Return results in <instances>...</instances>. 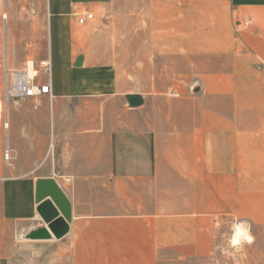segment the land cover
<instances>
[{"label": "crops", "instance_id": "obj_1", "mask_svg": "<svg viewBox=\"0 0 264 264\" xmlns=\"http://www.w3.org/2000/svg\"><path fill=\"white\" fill-rule=\"evenodd\" d=\"M47 14L50 96L6 97L0 65V264L54 238L41 181L70 206L59 264L208 257L215 226L264 198V0H48Z\"/></svg>", "mask_w": 264, "mask_h": 264}, {"label": "rangeland", "instance_id": "obj_2", "mask_svg": "<svg viewBox=\"0 0 264 264\" xmlns=\"http://www.w3.org/2000/svg\"><path fill=\"white\" fill-rule=\"evenodd\" d=\"M48 0H0V65L11 70H22L26 62L38 61L47 56L50 33L48 30ZM6 12L7 19H2ZM8 31L12 32L10 38ZM11 43V53L9 45ZM260 68L264 69L263 56H257ZM121 75V72H116ZM264 70L259 71V78ZM195 92L199 88H195ZM238 221L227 220L215 226L212 250L208 257L191 261L163 262L161 264H264V198L257 200L256 208L247 209ZM219 221H221L219 219ZM245 223L249 226L251 243L242 240L231 243L234 225ZM13 264H59L57 241L33 242L18 248Z\"/></svg>", "mask_w": 264, "mask_h": 264}, {"label": "built area", "instance_id": "obj_3", "mask_svg": "<svg viewBox=\"0 0 264 264\" xmlns=\"http://www.w3.org/2000/svg\"><path fill=\"white\" fill-rule=\"evenodd\" d=\"M75 22L79 26H83L94 19L91 12L79 10L73 14ZM2 19H7V14H2ZM50 69V63L47 59L39 60L38 62H28L25 69L18 71H10L5 69L6 80V97L10 96L15 99H30L38 105L40 98L50 96L49 86L47 83H42L39 79L42 76H47ZM7 128V124H3ZM8 150L4 151V159L8 160Z\"/></svg>", "mask_w": 264, "mask_h": 264}, {"label": "water", "instance_id": "obj_4", "mask_svg": "<svg viewBox=\"0 0 264 264\" xmlns=\"http://www.w3.org/2000/svg\"><path fill=\"white\" fill-rule=\"evenodd\" d=\"M129 104L131 107H138L141 105V101L139 98L134 97ZM47 197L50 201L41 203L37 208V212L47 224L53 237L58 239L67 232L66 223L71 219L70 206L62 192L53 182H38L36 185V203H40ZM56 210H59L62 214V220L57 218Z\"/></svg>", "mask_w": 264, "mask_h": 264}, {"label": "clouds", "instance_id": "obj_5", "mask_svg": "<svg viewBox=\"0 0 264 264\" xmlns=\"http://www.w3.org/2000/svg\"><path fill=\"white\" fill-rule=\"evenodd\" d=\"M252 239V236L249 235V226L247 224L240 223L234 225V235L231 241L233 245L240 244L242 240L251 243Z\"/></svg>", "mask_w": 264, "mask_h": 264}]
</instances>
